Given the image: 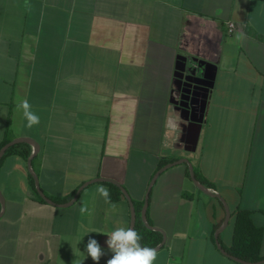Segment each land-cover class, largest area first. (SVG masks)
<instances>
[{
    "label": "crops",
    "instance_id": "0c3cea01",
    "mask_svg": "<svg viewBox=\"0 0 264 264\" xmlns=\"http://www.w3.org/2000/svg\"><path fill=\"white\" fill-rule=\"evenodd\" d=\"M228 20L241 26L229 34ZM184 58L196 73L199 60L217 66L195 150L186 148L192 124L174 103ZM23 100L40 117L31 128L17 109ZM7 136L39 144L33 169L56 197L106 177L145 201L157 170L188 158L229 204L221 245L229 251L235 211L248 209L263 228L264 258V0H0V150ZM8 149L0 264H97L89 238L107 264L105 233L131 227L128 199L106 201L97 189L109 188L97 181L69 206L40 202L29 158ZM187 169L163 170L150 190L149 218L166 238L154 264H244L217 246L225 206Z\"/></svg>",
    "mask_w": 264,
    "mask_h": 264
},
{
    "label": "water",
    "instance_id": "95a60500",
    "mask_svg": "<svg viewBox=\"0 0 264 264\" xmlns=\"http://www.w3.org/2000/svg\"><path fill=\"white\" fill-rule=\"evenodd\" d=\"M198 64L201 67V72H199V73H196V68H193L192 70L189 71L188 61L185 58L183 59V61L179 65V72L177 74V76H178L177 87H178V90L181 92V94H180L181 99L174 101L175 105H177L178 108L185 109L184 117H185V119H187L192 124V129L190 130V136L188 138L189 144L186 147L187 149H190V150H195L197 148L200 127H201V124L205 121L208 99H209L210 91L214 85V79H215L216 70H217V66L211 62L199 60ZM197 90H202V92L197 91ZM20 142H27V143L32 144L34 146V152L29 157L28 165H29L30 173L34 178L36 190L45 202L52 204V205H55V206L66 207V206L73 204L77 200L81 191L87 185H89L93 182H97V181H104V182L109 181V182H112V183L116 184L117 186H119L120 189L122 190L124 196L128 199V201L130 203V207H131V228L136 229V221H137L136 207H135L133 199L131 198L128 190L126 189V187L124 185L120 184L119 182H117L116 180H113L111 178L97 177V178L87 180L83 184H81L78 187V189L76 190L75 194L69 200L62 201V202L56 201V200L52 199L51 197H49L45 193V191L41 188L38 175L35 172V170L33 169L32 159L39 149V144L34 139H32L30 137L22 136V137H16V138L10 140L0 150V161H1L3 154L5 153V151L9 147H11L12 145H14L16 143H20ZM184 162L188 164V168L190 171V177H191L193 183L198 188L203 190L204 192L219 198L225 206L226 218L224 219L223 223L220 225V227L215 232L216 243H217V246L220 248V250L223 253L230 256L231 258H233L234 260L239 261V262L244 263V264H260V263L264 262V258H262L258 261L245 260L241 257H238V256L230 253L221 245L220 240H219V233L225 227V225L229 222V219L231 217V210H230L229 204H228L227 200L225 199V197L221 193H219L216 189L205 185L204 183L201 182V180H199V178L197 177L196 171H195L194 164L191 162V160H189L188 158H185V157L170 161V162L166 163L165 165H163L161 168H159L157 170V172L154 174V176L150 182L148 191L146 193L145 201H144V204H143V207L141 210V217H142L143 222L145 223V225L148 228L161 231L163 233V236H164L160 243H158L156 246H153L150 248H155L157 250L160 249L163 246V244L165 243V239H166L165 233L163 232V230H161L159 227L151 224L148 221L147 210H148V205H149L150 190H151L155 180L157 179V177L159 176V174L163 170H165V169H167L173 165H176L178 163H184ZM0 202H1V209H0V216H1L3 214V211H4V197L1 193V191H0Z\"/></svg>",
    "mask_w": 264,
    "mask_h": 264
},
{
    "label": "trees",
    "instance_id": "16d2710c",
    "mask_svg": "<svg viewBox=\"0 0 264 264\" xmlns=\"http://www.w3.org/2000/svg\"><path fill=\"white\" fill-rule=\"evenodd\" d=\"M10 140H11V136H7L3 142V145ZM12 151L17 152L22 156H24L26 159H28L31 154V146L27 142L16 143L12 145L7 152H12ZM195 171L197 177L199 178V180H201L202 183L216 189L215 184L204 178L196 166H195ZM187 176L190 180H192L190 177L189 168L187 169ZM30 182L36 198L40 202H45L36 190L34 178L32 175H30ZM103 183L107 185L109 188L110 201L113 202L118 201L124 195L120 187L117 186L116 184L109 181H105ZM45 193L52 199L61 202L72 198V196L74 195V193H72L71 195L65 197H56L47 192ZM184 195L186 197H191V195L187 191L184 192ZM217 199L221 204H223V202L219 198ZM134 204L137 211V221H136L135 230L141 236V240H140L141 245L144 247L156 246L158 243L162 241L163 233L161 231L148 228L143 222L141 217V210L144 201H134ZM0 209H1V204H0ZM147 217H148V221L151 224H153L149 218L148 210H147ZM262 242H263V228L255 224L252 217V211L238 207L235 211L233 240L229 252L248 261H258L263 258L261 254Z\"/></svg>",
    "mask_w": 264,
    "mask_h": 264
},
{
    "label": "clouds",
    "instance_id": "9594fccd",
    "mask_svg": "<svg viewBox=\"0 0 264 264\" xmlns=\"http://www.w3.org/2000/svg\"><path fill=\"white\" fill-rule=\"evenodd\" d=\"M242 34L237 35V39H241ZM17 109H22L23 116L27 120V127L31 128L40 123V117L31 109L32 106L27 100L21 101L17 104ZM101 196L107 201L109 198V191L107 188L101 186L97 189ZM115 207V205H113ZM81 214H91L86 204L80 207ZM108 237L106 244L108 249L113 254L108 259L107 264H154L157 258V249L144 247L141 245V236L131 227H117L115 230L105 233ZM87 255L99 264L102 256L105 255L100 243L94 239L89 238L86 246Z\"/></svg>",
    "mask_w": 264,
    "mask_h": 264
},
{
    "label": "built area",
    "instance_id": "2783aa9c",
    "mask_svg": "<svg viewBox=\"0 0 264 264\" xmlns=\"http://www.w3.org/2000/svg\"><path fill=\"white\" fill-rule=\"evenodd\" d=\"M240 26L241 24H239L238 22L234 20H228L226 22V30L229 34L235 32L237 29H239Z\"/></svg>",
    "mask_w": 264,
    "mask_h": 264
},
{
    "label": "flooded vegetation",
    "instance_id": "af4514ba",
    "mask_svg": "<svg viewBox=\"0 0 264 264\" xmlns=\"http://www.w3.org/2000/svg\"><path fill=\"white\" fill-rule=\"evenodd\" d=\"M197 91H200V92H202V90H197ZM180 94H181V92H180ZM179 99H181V95H179Z\"/></svg>",
    "mask_w": 264,
    "mask_h": 264
},
{
    "label": "rangeland",
    "instance_id": "374dc122",
    "mask_svg": "<svg viewBox=\"0 0 264 264\" xmlns=\"http://www.w3.org/2000/svg\"><path fill=\"white\" fill-rule=\"evenodd\" d=\"M187 154H192L194 156L195 153H187Z\"/></svg>",
    "mask_w": 264,
    "mask_h": 264
}]
</instances>
